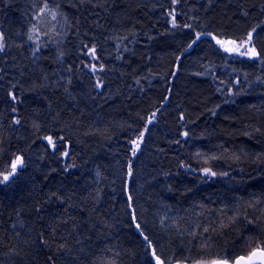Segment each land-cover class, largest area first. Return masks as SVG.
<instances>
[{"label": "trees", "instance_id": "1", "mask_svg": "<svg viewBox=\"0 0 264 264\" xmlns=\"http://www.w3.org/2000/svg\"><path fill=\"white\" fill-rule=\"evenodd\" d=\"M0 34V264L264 247V0H0Z\"/></svg>", "mask_w": 264, "mask_h": 264}, {"label": "snow or ice", "instance_id": "2", "mask_svg": "<svg viewBox=\"0 0 264 264\" xmlns=\"http://www.w3.org/2000/svg\"><path fill=\"white\" fill-rule=\"evenodd\" d=\"M46 7H47V4H45V8ZM41 11H44V9H41ZM253 31H255V29H253ZM197 35L199 36V34H197ZM251 40H252V33L250 32L248 34L247 40L242 41L241 44L236 46L235 48L226 49V51H240V49L244 48L245 46H247L251 42ZM217 43L218 44H223L224 42L218 40ZM230 43L235 44L236 42L235 41H231ZM3 48H4L3 36H2V34H0V51H2ZM89 51L91 52V54L93 56L95 55L94 48L90 49ZM240 54L241 55H247V56H250V57H256V56L259 55L258 52L256 51L255 47H248L246 51L241 52ZM93 69H95L94 65H93ZM97 86H99V81L97 82ZM13 99H15L14 96H13ZM184 135H187V133H184ZM47 139L49 140V143H53L51 137H48ZM133 144H134L133 155H135L136 154V150L139 148V144L137 142H135V141L133 142ZM65 155H67V153H65ZM22 163H23L22 157H17L16 160H14L12 162L11 171L8 172L7 174L3 175V181H8L9 177L12 176L17 171L18 165H22ZM208 171H209L208 169H205V172H208ZM129 174H131V169L129 170ZM212 175H215V173H212ZM139 227H140L139 224H137V228H139ZM205 231H207V229H205ZM144 239H145V241L148 242L149 245L151 244V241L148 240L147 236H145ZM152 256L155 258L156 264H164V262L160 259V257L156 255L155 250H153ZM257 256H259V258L262 261H264V247L254 249L249 254V257H248V260H247L246 264H252V262L254 261L255 258H257ZM244 259H245L244 257L238 258L235 261V264H241V261H244ZM215 264H228V261L227 260H220V261L215 262Z\"/></svg>", "mask_w": 264, "mask_h": 264}, {"label": "rangeland", "instance_id": "3", "mask_svg": "<svg viewBox=\"0 0 264 264\" xmlns=\"http://www.w3.org/2000/svg\"><path fill=\"white\" fill-rule=\"evenodd\" d=\"M45 6V5H44ZM46 13L48 15H50L51 17H56V18H62V15L59 11L57 10H54L52 7H50L49 5H47L46 9H45ZM173 18H172V23L174 24L173 22ZM44 28V23L40 20L39 23L35 24V25H32V27L30 28V32H31V36L33 38H36L40 33L41 31L43 30ZM223 41L224 43L223 44H219V46H221L222 48L224 49H228V48H235L236 45L230 43L229 41H226V40H222V39H219V38H216V42L217 41ZM250 47L249 44L247 46L244 47V51L247 50V48ZM240 51H242L240 49ZM229 52H237V51H229ZM135 142H137L139 144V148L136 150V154L133 155V157H135L137 155V153L141 150V147L144 143V137L143 135H141L139 138H137L136 140H134ZM133 141V142H134ZM132 142V148L134 147V144ZM133 151V150H132Z\"/></svg>", "mask_w": 264, "mask_h": 264}, {"label": "water", "instance_id": "4", "mask_svg": "<svg viewBox=\"0 0 264 264\" xmlns=\"http://www.w3.org/2000/svg\"><path fill=\"white\" fill-rule=\"evenodd\" d=\"M256 34V31H253L252 32V35H255ZM252 58H255V57H252ZM23 160V158H22ZM20 165H18L19 167ZM17 167V169H18ZM17 172V171H16ZM16 172L14 174H16ZM13 174V175H14ZM11 178V176L9 177V179ZM240 257H244V261H241V264H246L247 260H248V257H249V254L248 255H241L239 257H237L236 259L234 260H227V259H219V260H214V261H211V262H201V263H194V264H215V262L217 261H220V260H227L228 261V264H235V261L240 258ZM154 261H155V258H154ZM156 263V261H155ZM177 264H181V263H177ZM252 264H264V261H262L259 256H257V258L254 259V261L252 262Z\"/></svg>", "mask_w": 264, "mask_h": 264}]
</instances>
